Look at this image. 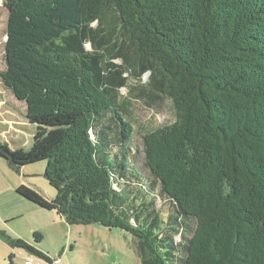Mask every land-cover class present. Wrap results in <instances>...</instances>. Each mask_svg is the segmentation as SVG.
Returning a JSON list of instances; mask_svg holds the SVG:
<instances>
[{
    "label": "trees",
    "instance_id": "1",
    "mask_svg": "<svg viewBox=\"0 0 264 264\" xmlns=\"http://www.w3.org/2000/svg\"><path fill=\"white\" fill-rule=\"evenodd\" d=\"M4 6L3 86L27 119L72 118L46 155L55 198L19 196L70 226L132 235L141 264H264V0ZM165 100L175 121L138 141L133 101ZM3 139L0 158L20 174L25 158Z\"/></svg>",
    "mask_w": 264,
    "mask_h": 264
},
{
    "label": "rangeland",
    "instance_id": "2",
    "mask_svg": "<svg viewBox=\"0 0 264 264\" xmlns=\"http://www.w3.org/2000/svg\"><path fill=\"white\" fill-rule=\"evenodd\" d=\"M5 1L0 0V72L6 69L8 11L4 6ZM148 77H144L143 83L148 81ZM127 93L126 89L120 91L122 96ZM2 98L3 94L0 95V101ZM8 100L4 102L6 106L2 110L4 117L0 114V132L4 134L3 140L17 150L25 161L21 163L19 174L0 158V231L12 238L25 236L33 242L34 233H40L43 238L39 244L35 243L39 251L48 253L52 259L60 258L62 264H141L132 235L100 225L70 226L57 212L45 210L16 193L17 188L26 186L46 199L55 198L56 190L45 177L46 155L72 123V118L30 120L26 118L24 103L17 105L13 98L9 103ZM131 110L137 140L140 142L144 133L169 125L176 119L172 103L168 100L152 109L142 101H133ZM10 256L14 264H26L28 257L34 259L32 264L40 263L36 255L24 249L12 248L0 239V264H9Z\"/></svg>",
    "mask_w": 264,
    "mask_h": 264
},
{
    "label": "crops",
    "instance_id": "3",
    "mask_svg": "<svg viewBox=\"0 0 264 264\" xmlns=\"http://www.w3.org/2000/svg\"><path fill=\"white\" fill-rule=\"evenodd\" d=\"M0 82H1V85H0V95H2L3 94V98H2V100L0 101V114H1V117L3 116L4 117V112H2V110H3V107H5L6 106V104L4 103V102H6V100H8V103L11 101V98H13V100H15V102H16V104L18 105V104H20V102H18L14 97H13V95L11 94V92H10V90L9 89H6L4 86H3V84H2V81H1V79H0ZM25 115H26V112H25ZM2 135H4L3 133H2ZM6 221V220H5ZM7 223V222H6ZM36 233H38V232H35L34 233V235L36 234ZM40 234V233H39ZM19 237H22L23 239H25V241L27 242V243H29L30 245H32V246H34V248H36L37 250H39L38 249V247H37V245L35 244L36 242H33V241H30L29 239H26L25 238V236H18V238ZM22 238H20V239H22ZM36 245V246H35ZM29 254H32L31 252H29V251H27ZM41 252V251H40ZM43 253V252H42ZM44 254V253H43ZM32 255H34V254H32ZM44 255H46V256H48L52 261H55L57 258H51V256L48 254V253H46V254H44ZM30 259V257H28L27 258V260H29ZM38 259L40 260V263H38V264H43V262L44 263H46V264H48L45 260H43V259H41V258H39L38 257ZM27 260L25 261V263L27 262ZM58 260H60V264H62V261H61V259L60 258H58ZM42 261V262H41Z\"/></svg>",
    "mask_w": 264,
    "mask_h": 264
},
{
    "label": "built area",
    "instance_id": "4",
    "mask_svg": "<svg viewBox=\"0 0 264 264\" xmlns=\"http://www.w3.org/2000/svg\"><path fill=\"white\" fill-rule=\"evenodd\" d=\"M34 262V259L33 258H30L26 264H32ZM53 263L52 264H60V260L56 259L55 261H52Z\"/></svg>",
    "mask_w": 264,
    "mask_h": 264
}]
</instances>
